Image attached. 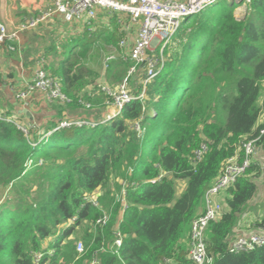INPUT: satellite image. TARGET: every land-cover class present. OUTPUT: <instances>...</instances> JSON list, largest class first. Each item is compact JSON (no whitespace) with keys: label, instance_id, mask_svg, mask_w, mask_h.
<instances>
[{"label":"trees","instance_id":"16d2710c","mask_svg":"<svg viewBox=\"0 0 264 264\" xmlns=\"http://www.w3.org/2000/svg\"><path fill=\"white\" fill-rule=\"evenodd\" d=\"M219 2L182 21L156 50L164 62L147 85L145 100L125 104L107 122H100L106 112L100 76L82 61L97 41L118 45L124 38L115 17L108 18V24L100 19L96 31L85 28L81 36L63 44L64 58L57 66L44 64L61 79L73 101L56 104L59 119L30 128L28 135L16 123L0 118V264H32L36 252L51 249L53 255L46 254L43 260L49 264H86L103 244L113 242L117 225L124 234L120 254L101 251L102 264H196L189 257V236L192 222L202 214L206 193L241 142L262 128L264 0H251L243 19L235 13L242 3ZM56 50L51 45L42 55H54ZM132 64L114 61L107 83L122 81ZM145 73L141 65L130 80L135 94L143 91ZM90 86L93 96L85 99L96 105L93 115H73L83 108L77 97ZM2 114L29 126L24 115ZM70 116L99 123L58 128ZM137 121L145 128L143 137L133 128ZM202 143L207 151L195 165V151ZM260 145L264 146V137ZM261 176L264 165L253 161L226 190V211L206 231L213 264H264V246L229 252ZM124 179L123 211L117 195ZM87 194L97 197L100 207L87 203ZM104 213L110 214L107 225L95 226ZM74 216L76 222L65 227ZM79 240L86 248L80 257Z\"/></svg>","mask_w":264,"mask_h":264},{"label":"built area","instance_id":"2783aa9c","mask_svg":"<svg viewBox=\"0 0 264 264\" xmlns=\"http://www.w3.org/2000/svg\"><path fill=\"white\" fill-rule=\"evenodd\" d=\"M219 0H50V5L44 11L36 16L24 18L13 30L0 20V48L6 47L9 51H18L17 42L20 40V33L36 29L40 24L48 22L54 15H60L68 23H80L82 29L96 31L97 22L115 17L121 25L125 34L124 38L118 45L110 44L112 47L104 54L103 75L110 68L114 61H129L132 66L129 68L127 75L118 84H108L102 82L99 84L100 91L106 96L104 105L106 112L100 122H107L121 113L125 104L133 100L146 98L147 85L158 74L160 65L164 62L163 54L156 55V50L165 45L171 36L179 29L182 21L189 16H194L207 7L215 4ZM231 3H242L246 6L251 0H229ZM106 13V14H105ZM109 23V20L107 21ZM86 28V29H85ZM98 42V41H97ZM131 42V43H130ZM157 44V48L153 46ZM95 43L94 46H98ZM93 46V48H94ZM91 53L87 56L91 60ZM146 67L143 91L138 95L134 92V85L130 82L135 78L139 66ZM105 80V79H104ZM136 85V84H135ZM89 89L88 94L91 93ZM16 99L21 103L24 109L31 105L30 100L34 94H41L43 99L49 104H69L73 100L64 92L61 79L53 76L44 68L43 60L40 66L34 72L30 79L25 80L21 89L14 91ZM78 104L86 110H92L94 103L87 101L82 93L77 97ZM0 118L14 122L17 126L29 134L30 128L34 125L24 126L23 124L3 115L0 112ZM98 121L88 118L72 117L60 121L58 128L76 127H95ZM259 134L251 139L241 142L238 152L235 156L229 158L225 163L223 172L215 181L214 185L207 191L205 196V210L194 219L189 236V257L196 264H213V258L207 252L206 231L212 221L221 219L226 211V205L221 199V193L228 190L234 185L238 178L243 176L253 162L257 150L261 147L260 141L264 137V121ZM134 130L139 137H143L145 128L141 122L137 121ZM48 134L46 137H49ZM207 151V145H202L195 151L194 163L197 165L203 159ZM243 153V156H242ZM129 173L133 168H129ZM127 182L122 184L120 193L117 195V202L123 204V211L127 207ZM87 203L100 207L97 197L85 195ZM78 216H74L65 227L73 225ZM110 220V214L104 213L99 217L95 226L105 227ZM115 238L112 243L103 244L101 248L95 251L91 260L86 264H102L98 254L101 251L120 254L123 244L124 234L121 232L119 225L114 228ZM264 246V232H252L249 235L237 236L229 248V252L239 254L252 251L258 247ZM78 257L86 252L82 240L76 243ZM54 249H51L48 256L53 255ZM43 252H36L33 256L32 264H49L48 260L43 261L46 256ZM67 264V263H61Z\"/></svg>","mask_w":264,"mask_h":264},{"label":"crops","instance_id":"0c3cea01","mask_svg":"<svg viewBox=\"0 0 264 264\" xmlns=\"http://www.w3.org/2000/svg\"><path fill=\"white\" fill-rule=\"evenodd\" d=\"M49 5L50 0H0V20L3 21L10 30H13L24 18L40 14L48 8ZM106 18H108V15ZM57 21L64 22L65 20L60 15H54L51 20L40 24L36 29L20 33V40L17 42L18 51H9L6 47L0 48V111L2 113L8 112L18 117L24 115L22 119H24L25 124H32L35 128H39L40 126L45 127L48 121L58 120V108L60 106L56 104L60 103L49 104L43 99L41 94H34L30 100L31 106L28 108V110L32 112L33 118H29L21 113L20 110L24 109V107L16 99L14 91L21 89L25 80L33 76L42 60L44 61L45 59L46 61L48 59V63H54L57 66L59 61L64 58L61 48V52L56 51V54L52 56L51 54H48L47 57L46 55H42V48L54 45L52 43L49 45L48 39H51L49 36L56 27ZM104 21L108 24L106 19ZM83 31L82 25L80 24L78 35L83 34ZM58 49L57 47V50ZM40 56H42V58H40ZM59 56H61L60 59L58 58ZM85 65L99 74L100 84L101 81L107 82L106 75L102 74L103 69L101 66L97 68L94 64L91 65V60L87 57ZM93 88L92 86L87 87L82 93L84 95L93 96L95 90ZM89 89L92 90L90 94H88ZM262 96L260 124L264 121V90ZM95 107L96 105L94 104L92 110H94ZM92 110L82 108L72 111V114L75 116L87 115L90 117L88 114L93 115ZM253 161L257 164L264 165V146H261L257 150ZM256 181L258 184V192L254 199L246 205L245 211L241 214L239 226L234 232L236 236L249 235L252 232H264V177H258ZM226 194V191L221 193V199L224 203ZM204 210L205 200L202 213Z\"/></svg>","mask_w":264,"mask_h":264},{"label":"rangeland","instance_id":"374dc122","mask_svg":"<svg viewBox=\"0 0 264 264\" xmlns=\"http://www.w3.org/2000/svg\"><path fill=\"white\" fill-rule=\"evenodd\" d=\"M219 3L220 4H229L231 2L229 0H220ZM246 10H247V5L246 6H244V5L239 6L236 9V11H235L236 16L239 19H243L244 16H245ZM103 19H104V17H102V19L100 21H103ZM106 20L108 21V18ZM79 27H80V24H78V23H68V22H65V21L64 22L63 21H57L56 27L54 28L52 34L49 36V37H51V39H48L49 40L48 41L49 42V45H51V43L54 44L55 47H58L59 48L56 51L57 52L60 51V48H61V46L63 44L68 43V42H71V41H74L75 38H77V37H79V36L82 35V34H79L78 35V29H79ZM96 43H99V45L98 46H94V48L91 49V51H92V54H91V65L94 64L97 68H99L100 66L101 67L103 66L102 60H103L104 54L112 46L110 44H107V43L103 42L102 40H99ZM49 47L50 46H47V47L42 48V52L45 51L46 49H48ZM157 47H158L157 44L155 46H153L154 49H156ZM47 56H48V54H47ZM58 58L60 59L61 56H59ZM82 62L85 64L86 59H83ZM126 62H129V61H126ZM43 63L44 64H47L48 63V59L46 61H43ZM107 71H108V69L106 70V73H105L106 76H107ZM127 73H128V71H127ZM127 73H126V75H127ZM120 82L121 81L114 82L113 85L118 84ZM125 181L126 180L124 179L123 181H121V183L123 184ZM62 230H63V227L60 228V231H62ZM79 235L80 234L78 233L77 236H79Z\"/></svg>","mask_w":264,"mask_h":264},{"label":"water","instance_id":"95a60500","mask_svg":"<svg viewBox=\"0 0 264 264\" xmlns=\"http://www.w3.org/2000/svg\"><path fill=\"white\" fill-rule=\"evenodd\" d=\"M20 111H21V113L25 114L27 117L33 118V114H32V112L30 110H28V109H21Z\"/></svg>","mask_w":264,"mask_h":264},{"label":"clouds","instance_id":"9594fccd","mask_svg":"<svg viewBox=\"0 0 264 264\" xmlns=\"http://www.w3.org/2000/svg\"><path fill=\"white\" fill-rule=\"evenodd\" d=\"M189 17H192V16H189ZM188 18V17H187Z\"/></svg>","mask_w":264,"mask_h":264},{"label":"bare ground","instance_id":"6f19581e","mask_svg":"<svg viewBox=\"0 0 264 264\" xmlns=\"http://www.w3.org/2000/svg\"><path fill=\"white\" fill-rule=\"evenodd\" d=\"M161 69V68H160Z\"/></svg>","mask_w":264,"mask_h":264}]
</instances>
